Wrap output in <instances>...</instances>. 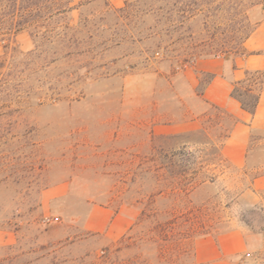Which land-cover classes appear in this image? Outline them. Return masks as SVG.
Returning a JSON list of instances; mask_svg holds the SVG:
<instances>
[{"label":"rangeland","instance_id":"1","mask_svg":"<svg viewBox=\"0 0 264 264\" xmlns=\"http://www.w3.org/2000/svg\"><path fill=\"white\" fill-rule=\"evenodd\" d=\"M108 1L0 0V264H192L196 241L239 226L254 246L234 264H264V132L247 167L228 164L234 119L200 98L204 17ZM262 13L228 69L264 63Z\"/></svg>","mask_w":264,"mask_h":264},{"label":"crops","instance_id":"2","mask_svg":"<svg viewBox=\"0 0 264 264\" xmlns=\"http://www.w3.org/2000/svg\"><path fill=\"white\" fill-rule=\"evenodd\" d=\"M261 55L249 54L246 57L235 58L228 69V65L219 62V58L206 61L201 73L210 74L212 78L204 86L200 98L207 105L217 106L233 117L235 123L231 127L229 136L222 146V154L228 164L234 168H244L249 165L253 151L251 150L252 131L264 132V91L260 94L255 114L251 116L244 111L239 102L231 97L232 84L244 78L246 70H263ZM245 62L243 66L242 63ZM198 129L194 122L174 126L163 134H176ZM263 147L264 141L255 146ZM259 170L264 168V161L258 164ZM254 189L264 191V173L253 179ZM256 247H264V230L257 240ZM254 244L245 236L244 229H235L218 234L215 238L205 237L194 243L192 264H234V260L249 253Z\"/></svg>","mask_w":264,"mask_h":264},{"label":"trees","instance_id":"3","mask_svg":"<svg viewBox=\"0 0 264 264\" xmlns=\"http://www.w3.org/2000/svg\"><path fill=\"white\" fill-rule=\"evenodd\" d=\"M52 1L55 2L56 0ZM99 1L103 2L106 6L109 3L108 0H83L86 5ZM153 1L154 0H124V8L122 11H135L137 5H147V3H149V7L147 6L144 10L145 12H143L144 14L153 13ZM159 1L163 2L164 8H159V10L164 12L166 21L172 22L175 21L173 18H176L179 24L183 25L186 20L192 19L193 17H204V25L210 33V40L207 42L206 51L208 52L207 55L212 56V58H220L227 55H233L234 57L246 55L248 52L246 51L245 42L258 26V22L252 23L249 20L247 11L255 6H259L264 17V0H218L217 2L208 1L205 4H202V1L199 2V0H187L184 9L178 6L177 0ZM70 3L71 0H67V10L65 13L72 10ZM172 26L173 24L169 25V27ZM211 78L212 76L210 75L206 84ZM263 91L264 70H246L244 78L232 84L230 95L239 102L244 111L253 116L260 94ZM210 106L226 117H231L222 108L213 105ZM234 123L235 121L232 122L231 127ZM185 191H187V189ZM140 215H143V213ZM156 227H159V225H156Z\"/></svg>","mask_w":264,"mask_h":264}]
</instances>
